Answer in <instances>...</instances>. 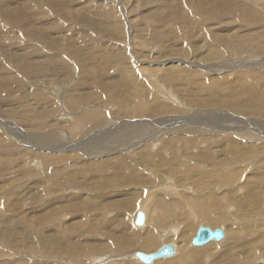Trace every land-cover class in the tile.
Segmentation results:
<instances>
[{
    "label": "rangeland",
    "instance_id": "rangeland-1",
    "mask_svg": "<svg viewBox=\"0 0 264 264\" xmlns=\"http://www.w3.org/2000/svg\"><path fill=\"white\" fill-rule=\"evenodd\" d=\"M257 1L264 7V0ZM251 2L0 0V264H132L135 261L128 254L123 256L128 252L120 251L116 242L133 247L129 252L142 249L138 238L141 242L145 236L153 249L170 244L164 229L176 214L156 212V208L173 184L179 190L184 188L190 198L193 191L197 197L189 201L207 208L214 219L228 215L227 222L233 221L236 229L218 226L230 229L224 240L202 247H193L190 241L192 255L185 258V264H264V134L251 125L248 130H231L251 132L247 138L222 128L195 135L170 132L183 125L181 116L195 114V119L185 121L187 127L198 120V113L216 119L229 115V106L238 112L230 96L244 102L253 94L263 96L264 86L259 91L251 87L254 82L264 83V67L258 69L261 75L255 72V79L244 80L242 71L254 66L238 64L237 57H231L227 35L222 36L232 32L229 37H239L248 31L255 36L244 37L246 43L255 46L258 40L264 41V19L256 25L240 19L249 12H245L246 6L257 5ZM230 5L229 18L219 15ZM258 13L262 16L264 10ZM243 41L237 42L239 47ZM179 56L198 57L202 63L206 61L205 66L216 65L219 71L173 60ZM258 58L253 63L264 55ZM64 111L70 115L63 116ZM85 114L99 115L102 123L111 121L100 131L111 129L113 134L147 121L146 128H139L149 131L153 142L128 154L109 153L112 145L107 144L102 156L84 158L78 148L82 136L77 135L70 140L71 149L63 151L68 154L67 162L56 165L43 155L36 157L42 161L32 165L35 155L31 154L36 150L26 139V130L41 135L65 132ZM218 136L227 140L221 137L220 141ZM161 139L168 146L163 143L166 148L154 149ZM119 140L120 136L115 142L120 144ZM222 143L223 147H216ZM35 145L48 155L54 152ZM97 161L103 162L83 166ZM57 169L64 171L56 174ZM140 210L148 215L146 227L134 225ZM44 217L46 221H40ZM157 223H161L159 228ZM192 225L191 238L199 226L212 227L204 217H195ZM115 251L120 252L113 254ZM167 260V264H183Z\"/></svg>",
    "mask_w": 264,
    "mask_h": 264
},
{
    "label": "bare ground",
    "instance_id": "bare-ground-1",
    "mask_svg": "<svg viewBox=\"0 0 264 264\" xmlns=\"http://www.w3.org/2000/svg\"><path fill=\"white\" fill-rule=\"evenodd\" d=\"M37 1V0H35ZM48 1V0H47ZM108 1V0H107ZM46 2V1H44ZM252 2H255L257 3V5L255 6L254 4L251 5L249 4L250 7L246 6V11L249 10V12H247L244 16H242L240 19L241 21H246V22H251L250 24L251 25H256L258 24L259 22H261V20L264 19V14L262 13V10L261 8L263 6H260L259 5V2L257 0H252ZM251 2V3H252ZM38 3V2H37ZM49 3V2H48ZM39 4V3H38ZM262 4V3H261ZM229 5V4H228ZM236 6V5H234ZM238 6V5H237ZM243 7H245L244 5H242ZM252 6V7H251ZM261 8H260V7ZM170 7V6H169ZM200 7V6H199ZM225 7V6H224ZM231 7V5H230ZM229 7V8H230ZM32 8V7H31ZM250 8H254L255 10L251 9ZM257 8V10H256ZM264 8V7H263ZM172 9V8H171ZM174 9V8H173ZM227 10H224L223 12H220L219 15L222 14V16L226 15L227 17L229 16L228 14L230 13V10L233 9L232 7L228 10V6L226 8ZM205 10V9H204ZM261 10V13H262V16L259 15L258 12H260ZM233 11V10H232ZM258 11V12H257ZM173 12V11H172ZM176 12V10H175ZM204 12V11H203ZM234 13V12H233ZM224 14V15H223ZM235 15V13H234ZM238 15V14H237ZM218 16V14H217ZM224 16V17H226ZM237 17V16H236ZM239 17V16H238ZM237 17V18H238ZM229 18V17H228ZM239 19V20H240ZM228 20V19H226ZM238 20V19H237ZM227 22V21H226ZM243 23V22H242ZM11 27V26H10ZM23 29V28H22ZM178 32V31H177ZM260 32V31H258ZM257 32V33H258ZM264 32V31H262ZM261 32V33H262ZM1 33V32H0ZM232 34V32H227L225 33V35H222L223 37L227 35V40L229 41L230 45H231V49H232V56L233 58L237 57V59L239 60V63L241 66L244 65H247L246 67H253L252 69H249L248 71H242L241 75L245 78L244 80H249V79H252L254 78L255 79V72H259L258 69L264 67V58L263 59H260L258 62H255L253 63L254 60H258V56H263L264 55V41L262 39L258 40L256 44H254L255 46H251L250 43H246L245 40L243 39L244 37H246L247 35L249 34H252L254 35L255 32H248L245 34V35H241V36H234V34L232 35L233 37H229L230 35ZM173 35V34H172ZM255 36V35H254ZM258 36V35H257ZM212 37V36H211ZM132 38V37H131ZM249 38V37H247ZM214 39V38H213ZM215 40V39H214ZM220 40V39H218ZM226 40V39H225ZM226 40V42H227ZM244 40V41H243ZM257 40V39H256ZM223 41V40H222ZM240 42V41H243V45H241L239 47L238 43L237 42ZM248 41V40H247ZM225 42V41H224ZM223 42V43H224ZM249 42V41H248ZM222 43V42H221ZM246 43V44H245ZM225 44V43H224ZM223 44V45H224ZM12 45V44H11ZM234 45V46H233ZM218 46V45H217ZM227 46V45H226ZM229 46V44H228ZM233 46V47H232ZM251 46V47H250ZM212 48V47H211ZM203 50V49H202ZM206 50V49H205ZM9 51V50H8ZM229 51V50H228ZM7 51H5L6 53ZM256 52V53H255ZM8 53V52H7ZM183 53V52H182ZM201 53V52H200ZM197 54V53H196ZM211 54V53H210ZM112 56V54H111ZM197 56V55H196ZM225 56V55H222V57ZM190 57V56H189ZM189 57H185V56H179L178 58H173V60H180L182 59L183 60V63H188L190 65H192L191 67H196L197 68H205L207 69L206 71H215V72H218L219 69H218V66L216 65H208V66H205L204 65V62L206 61H203V63L201 62V60H198V57L197 59L196 58H191L189 59ZM246 58V60L248 61H244ZM228 60V58H227ZM136 61V60H135ZM141 61V60H140ZM143 62V61H141ZM209 62V61H208ZM213 62V61H212ZM247 62V64L245 63ZM248 62L250 64H248ZM234 64L232 63V65L234 67H237L238 64ZM261 63V64H260ZM116 64V63H115ZM140 64V63H139ZM143 64V63H142ZM188 64H184L185 67L187 66H190ZM183 65V64H182ZM115 66V65H114ZM116 67V66H115ZM169 67V66H168ZM177 67V66H176ZM175 67V68H176ZM142 68V67H141ZM143 68H145V66H143ZM180 70H184V68L182 67H179ZM178 69V68H177ZM195 69V68H193ZM103 70V69H102ZM178 70V71H180ZM140 71V70H139ZM142 71V70H141ZM146 71V70H145ZM201 71V70H200ZM137 72V70H136ZM203 72V71H201ZM234 72V71H233ZM113 73V72H112ZM204 73V72H203ZM229 73H232V72H229ZM237 73V72H236ZM239 73V72H238ZM200 72L199 70H197V75H199ZM259 74L261 75V73L259 72ZM137 75V74H136ZM205 75V74H204ZM201 76V74H200ZM138 77V76H136ZM202 77V76H201ZM239 77V76H237ZM31 78V77H30ZM203 78V77H202ZM241 78V77H240ZM239 78V79H240ZM46 79V78H45ZM120 79V78H119ZM136 79V78H135ZM139 80V79H138ZM137 80V81H138ZM225 80V79H224ZM235 80H237L235 78ZM241 80V79H240ZM239 80V81H240ZM44 81V79H43ZM134 81V79H133ZM252 81V80H250ZM249 81V82H250ZM257 81V80H256ZM262 81V80H261ZM35 82V81H34ZM45 82V81H44ZM228 82V81H227ZM246 82V81H245ZM248 82V84H249ZM254 82V80H253ZM258 82V81H257ZM203 83V82H202ZM205 83V82H204ZM203 83V84H204ZM240 83V82H239ZM49 84V82H48ZM139 84V83H138ZM207 84V83H206ZM206 84L204 85L205 88L206 87ZM230 84V82H229ZM233 84V83H232ZM245 84V83H244ZM251 84V83H250ZM44 85V84H42ZM130 85V84H128ZM243 85V84H242ZM50 86V85H49ZM55 86V85H54ZM264 86V83H260V84H256L255 82L253 83V87H251V89L253 90H261L260 88H262ZM67 87V86H66ZM202 87V86H201ZM201 87H199L201 89ZM54 88V87H53ZM63 88V87H62ZM133 88V87H132ZM203 88V87H202ZM61 89V88H60ZM204 89V88H203ZM208 89V88H207ZM250 89V91H252ZM56 89H54L55 91ZM210 90V89H208ZM53 91V90H52ZM57 91V90H56ZM49 93V92H48ZM54 93V92H53ZM56 93V92H55ZM64 93V92H62ZM254 93V92H253ZM257 93V92H255ZM59 95V94H58ZM57 95V97H59ZM61 97V96H60ZM231 97V103L232 105L234 106V108H236L237 110H239L238 112H235L233 110V108L231 106H229V115L227 116H220L216 119H214L211 115L207 114V115H204L202 116L203 114H200L198 113V117H197V121L196 122H192L189 126L186 127L185 125V121H187L188 119H195L196 116L195 114H191L190 116H181L180 117V120H184L182 122L183 125L179 126V129H177L178 127H176V129L170 131L172 133H178L180 132V134H182L183 132H185L186 134L188 135H195V134H198L200 132H208V131H219L221 128L222 129H225L226 133H231V130H236V129H241L240 127H248V125H251V126H254V127H258V130H260L261 133L264 134V94L263 96H260V95H256V94H253V95H250V97L247 98V100L244 102L242 100H238V98L236 97H233V96H230ZM58 99V98H57ZM226 109V108H225ZM40 114V113H39ZM2 115V114H1ZM63 116H68L70 115V113L64 111L62 113ZM194 115V116H193ZM237 115V116H235ZM239 115V117H238ZM39 116V115H38ZM127 116V115H126ZM202 116V117H200ZM241 116V117H240ZM3 117V115L1 116ZM5 117V116H4ZM3 117V118H4ZM199 117H200V120H199ZM245 117V118H244ZM44 118V116H43ZM72 118V117H71ZM100 116H92L91 114H85V115H82L80 117H78L77 119L74 120L73 124H72V127L69 128V129H66V131L64 132H60V131H51V132H48L46 135H41L42 133L41 132H37V131H25V137L28 141H30L32 144V149L33 150H36L38 152L35 151V154H31V155H35V159L32 161V165H34V161L37 160L38 162L39 161H42V160H39L37 159L36 157H39L40 156H43L45 155L46 156H50L52 161L57 165V164H61L63 162H67L68 160V154L65 155L63 154L64 150L65 149H71V145L72 143L70 142V140L73 138V137H76L77 135L79 136H82L81 139H80V143L78 144V148L82 151V156L84 158H91V157H98V156H102L104 153V151L108 150L107 148V144H111L112 146H110V149H109V153L110 152H116V153H120V152H123V154H128L130 152H133L135 150H139V148H142L144 143L146 142H153L151 140V137L148 138V132L149 131H145V129H140L139 127H147V121L146 122H143V121H140V123L138 124H135V125H127L126 127H124L123 129L121 130H117L116 134H113V132H111V129L105 131V132H102L100 131V129H104L107 125H109V122L111 123V121H107L105 123H102L100 121ZM45 119V118H44ZM218 119V120H217ZM229 119V120H228ZM41 121V120H40ZM100 121V122H98ZM103 121H106L105 119ZM117 122V121H116ZM41 123V122H40ZM89 126H86L88 125ZM120 124V127L124 124ZM47 125V124H46ZM50 125V124H49ZM48 126V125H47ZM46 126V127H47ZM86 126V127H85ZM92 126V127H91ZM45 127V126H43ZM45 127V128H46ZM50 127V126H49ZM21 128V127H20ZM44 128V129H45ZM116 129L119 128V125L117 127H115ZM114 128V129H115ZM36 129V128H35ZM31 130V129H30ZM248 130V129H247ZM24 131V130H23ZM100 131V132H99ZM227 131H230V132H227ZM256 130H254L255 132ZM94 132L95 135L91 136L90 134ZM169 132V133H170ZM238 132V131H236ZM243 131V133H231V134H234L236 136H241L243 135L245 138L247 137H251L249 131L245 132ZM259 132V131H258ZM259 132V133H260ZM108 133V134H107ZM111 133V135L109 134ZM143 133V134H142ZM226 133H223V134H226ZM5 134V133H4ZM142 134V136L140 135ZM257 134V133H256ZM262 134V135H263ZM17 136V134H15ZM103 135V136H102ZM261 135V134H260ZM12 136V135H11ZM89 136V138H88ZM118 136H120V144H117L116 139L118 138ZM257 136V135H256ZM20 137V136H19ZM158 137V136H157ZM223 140H227L225 137L223 136H218V140L222 141V138ZM264 137V135H263ZM160 138V137H158ZM157 138V139H158ZM252 138H255V137H252ZM251 138V139H252ZM156 139V141H157ZM250 139V138H249ZM13 140V139H12ZM162 141L160 142H157V144L154 146V149H157L159 147L161 148H166V146H168V142L161 139ZM171 140V139H170ZM211 140V139H209ZM232 140V139H231ZM241 140V139H240ZM257 141V139H255ZM3 141H5L3 139ZM155 141V142H156ZM235 141V140H234ZM260 141V139H259ZM219 142V141H218ZM242 142V141H241ZM246 142V141H244ZM10 143V142H9ZM165 144L166 146H163L162 144ZM226 143V142H225ZM225 143H222V144H218L216 147H223L225 145ZM231 142H228L227 143V146L230 147ZM235 143V142H234ZM243 143V142H242ZM35 144L37 145H42L44 146L46 149H50V148H53L52 151V154L51 155H48V153H46V151L42 150L41 148H39L38 146H36ZM236 144V143H235ZM240 144V143H239ZM79 145H82V146H79ZM71 146V147H70ZM226 146V147H227ZM237 146V145H236ZM249 146V145H247ZM212 147H215V146H212ZM211 147V148H212ZM241 147V146H240ZM11 148V147H10ZM13 148V147H12ZM217 149V148H216ZM215 150V149H214ZM247 150V149H245ZM3 151V150H2ZM13 151V150H12ZM21 151V150H20ZM27 152V149L25 150ZM42 151V153L40 152ZM68 150H66L67 152ZM18 152V151H17ZM58 152V153H57ZM59 153H62V154H59ZM107 153V152H106ZM215 153V152H214ZM21 154H24L23 152ZM38 154V156L36 155ZM55 154V155H53ZM216 154H219V153H216ZM17 155V154H16ZM223 155V154H222ZM243 155V154H241ZM68 157V158H67ZM73 157V156H72ZM213 157V155H212ZM224 157V156H223ZM226 157V156H225ZM67 158V159H66ZM28 159V157H27ZM225 159V158H224ZM226 160V159H225ZM241 160V159H239ZM16 161V160H15ZM207 160L203 159L202 161V164H206ZM245 161V160H244ZM103 161H97V162H89V163H86L84 164L83 166L85 167H90V166H97L99 164H101ZM222 162V161H221ZM234 162V161H233ZM240 162V161H239ZM233 164V163H232ZM248 164V163H247ZM72 164H70L71 166ZM230 165H231V162H230ZM247 166V165H246ZM200 167V165H199ZM198 167V168H199ZM213 167V166H212ZM244 167V166H243ZM218 168V167H217ZM249 168V166H248ZM12 169V168H11ZM243 169V168H242ZM196 170V168H195ZM244 170V169H243ZM11 171V170H10ZM64 169H57L56 170V174H61L63 173ZM215 171V170H214ZM222 172H224L222 170ZM244 172V171H242ZM205 174H208L207 172H205ZM13 176V175H12ZM11 176V178H12ZM159 177H162V176H159ZM212 177V176H211ZM22 182V181H21ZM160 182V181H158ZM179 184H181L183 186V184L180 182ZM179 186L173 184L172 185V189H166V193H167V198L165 199H162L164 200L163 202H160V208H156L157 211L156 212H159V210H163V211H167L168 213H175L176 214V218L174 219L173 222H171L170 224V227L168 226L167 229H164V231H166V234L169 233V238H170V244L174 245L176 251H175V254L173 256H170V257H167V258H161V259H156L154 261H152L151 263L149 264H162L163 262H169L167 259L171 260V259H175L177 261H181L183 264H185L187 261H185V258L186 257H190L192 255V250L191 248L189 247L190 245V241H192V246L193 247H197V246H194L193 245V239L194 237L196 236H193L192 238L190 237V232L194 229L192 223L194 222V218L195 217H204L205 218V221L206 223H209L212 225V227H217V228H212V230H215V229H222V228H218V226H224V225H228L230 229H235V227L233 226L234 223L233 221H231L230 223L227 222L228 221V215L224 216V215H220V216H217L215 219L214 217H211L209 216V213H208V210L207 208H204V207H201V206H195L194 203L192 201H189V200H192L195 199L197 197V195L194 194L193 191H190V195L192 198H190L184 188L179 190L180 188H178ZM220 187V186H219ZM17 191V190H16ZM14 192V191H13ZM8 196V195H7ZM11 196V195H10ZM182 197H184L185 199L183 200ZM214 197V196H213ZM104 198V197H102ZM83 199V198H82ZM92 199H90L91 201ZM98 200V199H97ZM87 201V200H86ZM147 202V200H146ZM152 202V201H150ZM146 204V203H144ZM150 204V203H149ZM148 204V205H149ZM69 205V204H67ZM64 206L65 207H68V206ZM63 205L60 204V208L62 207ZM152 206V205H151ZM146 207V205H145ZM210 207H211V211H215L216 208H215V205H212L210 204ZM218 210V209H217ZM187 211H189L191 214H188ZM139 212V211H138ZM137 212V213H138ZM144 214H145V223L143 226L141 227H144L145 224H146V221H147V214L146 212L143 210ZM52 213V212H51ZM148 213V212H147ZM48 214V213H47ZM45 214V216L47 215ZM44 216V215H43ZM48 216H51L48 214ZM188 218H187V217ZM52 217V216H51ZM169 217V216H168ZM48 218V217H47ZM135 218H136V215L134 217V221H135ZM151 219V218H150ZM149 219V221H150ZM42 220H45V217L44 219H41L40 221ZM97 220V219H95ZM185 220V221H184ZM46 221V220H45ZM90 221V220H89ZM87 221V222H89ZM43 222V221H42ZM92 222V220L90 221V223ZM96 222V221H95ZM170 222V221H169ZM53 223V220L51 222L50 225H52ZM153 223V222H152ZM45 224V223H44ZM81 224V223H80ZM148 224V223H147ZM150 224V223H149ZM168 224V225H169ZM201 224H205L204 222H202ZM49 225V224H48ZM135 225V223H134ZM164 225V224H163ZM178 227H175V226ZM206 225V224H205ZM45 226H47V224H45ZM71 226V225H70ZM136 226V225H135ZM161 226V223H157L156 224V227L159 228ZM173 226V227H172ZM208 226V225H207ZM136 227H140V226H136ZM146 227V226H145ZM165 227V226H164ZM172 227V228H171ZM198 227V226H197ZM200 227V226H199ZM198 227V228H199ZM210 227V226H209ZM170 228V229H168ZM180 228V230H179ZM228 228V227H227ZM230 229H228L230 231ZM178 230V231H177ZM198 231V229H196ZM223 230V229H222ZM226 229V231H228ZM236 230V229H235ZM196 231V233H197ZM226 231L223 230L224 232V237L221 239V240H212L210 242H213V241H223L225 236H226ZM162 233H165V232H162ZM236 233V231L234 232ZM233 233V234H234ZM147 234H151V233H147ZM228 240V238H227ZM150 240H147V237L145 236L144 237V240L140 242L139 238H138V245L143 249H135L134 251H131V248L133 247H130L128 245H125V246H122V242H116L117 244V247L120 251L122 252H128V253H123V256H125L126 254L129 255V259L137 262L138 264H145L143 262V260L138 256L140 253H145V254H149V253H153V252H156L157 250H159V248H161L163 245L161 246H158L157 249H153L151 247H149V243ZM210 242H208L210 244ZM231 242V241H230ZM207 243V244H208ZM167 244V243H166ZM215 244V243H214ZM222 244V243H221ZM206 245V244H205ZM204 246V245H203ZM211 246V245H210ZM217 246V245H216ZM202 247V246H201ZM214 247V246H213ZM227 247V246H226ZM179 248V250H177ZM230 248V247H229ZM93 249V248H91ZM194 249V248H193ZM201 249V248H200ZM199 249V250H200ZM204 249V248H203ZM231 250V249H230ZM120 251H115L113 252L116 253V252H120ZM177 251H179L177 253ZM221 251V250H219ZM236 251V249H235ZM226 254V253H225ZM230 254V253H229ZM120 254H117V255H114L117 259L118 256ZM223 255V254H222ZM221 255V257H222ZM1 256V255H0ZM106 256H109L108 254H106ZM224 256V255H223ZM228 256V255H226ZM238 256V255H237ZM225 257V256H224ZM223 257V258H224ZM171 258V259H170ZM226 258V257H225ZM264 258V256H263ZM70 259V258H69ZM173 260V261H175ZM258 261H263V259L261 260V258H259ZM70 262V261H69ZM135 262H133L132 264H135ZM172 262V261H171ZM29 263V262H28ZM104 263V262H103ZM10 264V263H8ZM13 264V263H12ZM76 264V263H74ZM167 264V263H166Z\"/></svg>",
    "mask_w": 264,
    "mask_h": 264
},
{
    "label": "water",
    "instance_id": "water-1",
    "mask_svg": "<svg viewBox=\"0 0 264 264\" xmlns=\"http://www.w3.org/2000/svg\"><path fill=\"white\" fill-rule=\"evenodd\" d=\"M38 161H35V164ZM136 226H143L145 223V214L143 211H139L136 214V218L134 221ZM224 232L222 229H215L212 230L210 227L207 226H200L196 233V236L193 239L194 246H203L212 240H221L224 237ZM175 247L172 244H165L159 250L153 253L145 254L140 253L138 256L143 260L145 264H149L156 259L167 258L173 256L175 254Z\"/></svg>",
    "mask_w": 264,
    "mask_h": 264
}]
</instances>
